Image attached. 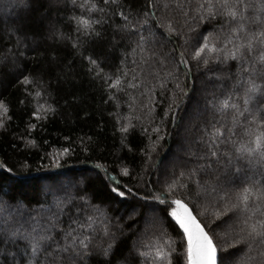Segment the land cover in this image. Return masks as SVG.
<instances>
[{
	"label": "trees",
	"instance_id": "16d2710c",
	"mask_svg": "<svg viewBox=\"0 0 264 264\" xmlns=\"http://www.w3.org/2000/svg\"><path fill=\"white\" fill-rule=\"evenodd\" d=\"M206 2L152 0L154 6L149 7V0H108L107 4L105 0H88L85 8H80L84 0H76L75 5L71 0H0V100L9 109L6 117H0L5 121L0 127V220L21 216L25 220L43 219L56 213V231L60 233L56 239L60 244L69 232L78 239L91 237L89 252L94 253L115 238L118 250L125 255L135 251L132 254L139 264H152L151 257L136 253L147 251L146 245L164 246L171 253L173 264H187L185 237L168 214L175 206L171 201L180 199L212 237L218 255L219 249L226 248L231 264H264V244L258 239L236 243L244 235V214L235 212L215 218L225 204L220 197L234 193L244 176L234 183H225L223 171L215 164L212 169L203 167L206 127L217 121L231 127L234 114L232 109L216 113L207 105L230 92L241 105L243 100L239 61L221 63L209 56V64L204 65L202 60L192 59L197 38L202 42L203 34L212 32L211 42L218 47L226 38L235 41L229 25L220 17L207 23L199 19L196 9ZM247 2L252 7L245 10L246 31L264 28L253 22L258 15L264 18L256 7L259 0ZM92 4L103 11H89ZM81 15L102 21L94 25L98 37L86 38L76 31L72 17ZM145 19L147 24L142 23ZM169 22L176 29L171 35L159 27ZM141 35L145 37L143 44L139 43ZM77 43L80 46L74 47ZM225 47L231 49L232 44ZM180 53L188 60L187 66L179 63ZM89 57L101 62L100 77L93 74L95 69L90 70ZM125 72L123 91L107 88L105 76L111 82ZM212 72L219 77H211ZM24 76L30 77L29 84L22 82ZM199 80H203L202 87ZM128 82L136 87H127ZM37 91L41 96L35 95ZM173 98L176 104L169 110ZM191 101L204 109L194 117L191 130L185 135L177 127ZM37 104L45 109L51 106L55 111L45 115L41 110L44 118L38 120L32 116ZM30 124L36 127L30 128ZM125 125H129L128 131L121 132ZM234 132L233 140L248 139L242 118ZM177 137L185 140L186 152L184 145H176ZM175 146L184 151L186 158L163 171L158 169L161 157ZM63 148L69 149L68 154L57 157L55 154ZM238 166L259 186L264 164L242 158ZM124 168L128 169L126 175ZM80 172L83 176L79 178H84L82 187L73 186L77 195L72 209L67 210L55 198L70 196L72 189L56 184L54 179ZM89 172L90 176L84 175ZM112 188H119L125 195L120 197ZM43 190L47 192L43 194ZM155 196L168 203L151 199ZM137 206L136 215L120 225L109 218ZM148 207H155L163 221L144 229L140 222ZM60 208L63 215H59ZM73 208L83 212L77 214ZM256 219H260L259 214L252 217L253 221ZM222 224L225 230L221 229ZM103 227L107 234L99 233ZM71 236L64 241L70 242ZM167 242L172 245L170 250L166 249ZM23 243L5 245V251L19 255L16 264L31 259V248L25 252ZM3 244L0 243V252ZM65 257L66 264H82L72 257L71 251ZM0 264H13V260L3 259ZM84 264L96 261L85 256Z\"/></svg>",
	"mask_w": 264,
	"mask_h": 264
},
{
	"label": "snow or ice",
	"instance_id": "6c2138e0",
	"mask_svg": "<svg viewBox=\"0 0 264 264\" xmlns=\"http://www.w3.org/2000/svg\"><path fill=\"white\" fill-rule=\"evenodd\" d=\"M20 2L23 3L24 0H20ZM71 3L75 5L76 0H71ZM105 3L107 4L108 0H105ZM87 4L88 0H84V3L80 4L79 7L85 8ZM148 6H154L152 0H149ZM249 7H252V5L247 0H207L206 5L199 4L196 9L200 13L199 19L207 23L220 17L224 24L229 25L230 36H235V41L231 38H226L218 47L216 43L211 42L213 39L212 32L203 34L202 42H199V37L197 38L198 47H195L192 59L197 62L202 60L204 65L209 64V56H213L221 63H226L228 60L240 62L239 71L243 80L241 85L243 87L242 105L233 99L231 92L215 103L209 102L216 113H223L227 109H232L234 114L231 127H225L219 121L210 123L206 127L207 139L202 140L205 148L204 158L206 159V164L203 167L212 169L215 164L217 169L223 171L225 183H234L236 179H239L242 175L244 176V181L234 193L231 195L224 193L220 197L221 200L225 201V204L222 212H216L215 218L220 219L228 213L235 212L244 214L243 228L241 229L244 235H241L236 243L240 244L245 240L256 241L258 239L264 244V171L260 172L261 180L259 186H257L256 181L248 177L244 169L238 166L242 158L248 159L250 162L256 159L258 163L264 164V103H261L264 100V28L255 32L246 31L245 25L248 22V18L245 15V10ZM256 7L259 12L264 13V0H259ZM94 9L103 11V9H97V6L92 4L89 11ZM124 18L127 19L126 16ZM72 19L77 25L76 31L82 36L91 38L92 36L98 37L100 35L96 32L94 25L101 24V20H92L84 15L73 16ZM253 22H259V24L264 25V18L258 15ZM142 23L147 24V19L143 20ZM157 23L159 24V22ZM159 27L165 28L169 35L176 31L171 22L167 25L160 24ZM221 28H223V24ZM240 33H244V36H241ZM139 43H145L143 35L139 37ZM229 43L232 44L231 49L225 47ZM79 46V43L74 45V47ZM179 55V63L187 66L188 60L184 58V54L180 53ZM88 59L91 66L90 70L95 69L93 74L96 77H100L103 71L100 68L101 62L90 57ZM126 75L127 72L123 73V75H117L111 82H109L110 78L105 76L104 80L107 88L123 91L124 76ZM169 75H172V73L169 72ZM135 79L136 77L133 76V80ZM257 80L260 83H257ZM22 82L29 84L31 82L30 77L24 76ZM237 83L240 84L241 81H237ZM127 87L134 88L136 85L128 82ZM179 87L180 85L177 84V88ZM184 94L182 90L181 95ZM35 95L39 97L41 93L37 91ZM175 104L176 100L173 98V104L170 105L169 110H173ZM41 110H44L45 115L47 112L55 111L51 106L45 109L43 105L37 104L36 111L32 112V116L38 120L44 118L40 115ZM8 111L7 105L3 100H0V117H6ZM241 118L243 119V132L248 139L243 140L242 138L240 142H237L232 137L235 134L236 126L241 123ZM173 119L175 121V117ZM4 123V119H0V127H3ZM29 127L35 128L36 125L30 124ZM128 128L129 125H125L120 131L127 132ZM154 131L158 132L159 129H154ZM68 152V148H63L55 155L58 157L61 154L66 155ZM49 155L52 154L50 153ZM9 171L11 170L9 169ZM122 171L126 175L128 169L124 168ZM111 190L117 192L120 197L125 195V192L120 191L119 188H112ZM168 191H172L171 185H169ZM213 191H216V189L214 188ZM233 196L234 202H232ZM151 199L158 201L160 204L168 203V201L162 200L159 196L151 197ZM171 204L175 205V207H172L168 214L182 229L183 236L187 240V264H231V256L228 249H219L218 255L217 245L213 243L212 237L205 231L196 217L192 215L187 204L180 199L172 200ZM250 204H254L255 207H250ZM58 211L62 212L63 209L60 208ZM257 214H259L260 219L253 221L252 217ZM57 229H59V216L56 213H52L43 219L29 217L28 220H25L22 216L17 219L8 217L0 220V243L18 246L19 242H24L25 252L30 247L31 259H26L22 264H66L65 254L70 251L72 252V257L79 258L82 264H84L85 256L95 260L96 264H139L137 256L133 255L132 252L125 255L118 250L115 238L106 246L92 253L89 252L91 237L86 236L83 239H78L75 236H71V232H69L64 236V239L67 240L71 236L70 244L62 245L56 239L57 235L60 234L56 231ZM60 231L63 230L61 229ZM104 231L107 234L106 228ZM145 247L148 248L147 251L137 250L139 257H151L152 264H173L171 253L166 251L164 246L146 245ZM13 264H16L15 257H13Z\"/></svg>",
	"mask_w": 264,
	"mask_h": 264
},
{
	"label": "rangeland",
	"instance_id": "374dc122",
	"mask_svg": "<svg viewBox=\"0 0 264 264\" xmlns=\"http://www.w3.org/2000/svg\"><path fill=\"white\" fill-rule=\"evenodd\" d=\"M165 43V42H164ZM210 76L211 77H213V78H217V77H219V75H216L215 73H211L210 74ZM217 80V79H216ZM203 80H199L198 81V85L200 86V87H202L203 86ZM236 86H238V84H236ZM196 98V96H195V93H194V99ZM190 106H189V109H188V111L186 112V114L183 116V118L181 119V122H180V124L178 125V129H179V131L182 133V134H187V133H189V131L191 130V127H190V125H191V123H192V121H193V119H194V117L196 116V115H200L201 114V112H203V107H199V106H197V103H194L193 101H191L190 102V104H189ZM207 107L208 108H211V105L210 104H208L207 105ZM203 134V133H202ZM176 142H177V144L176 145H184V151H185V149H186V142H185V140H183L181 137H177L176 138ZM183 151V152H184ZM183 152L178 148V147H172V149H171V151L168 153H165L162 157H161V159L159 160V162H158V165H157V167H158V169H161L162 171L163 170H165V169H168L169 167L168 166H170L171 164H173L174 162H176L178 159H185L186 158V154H183ZM186 152V151H185ZM168 167V168H167ZM79 175H82L83 176V173L82 172H80V173H78V174H74V175H72V176H68V175H64V176H62V177H57L56 179H54V182L56 183V184H58V185H62V187H64V188H67V189H72L73 188V186H79L80 188L82 187V180L84 179H82V178H79ZM84 175H86V176H90L91 175V172H89V173H84ZM73 191L75 192L76 190H71V195L70 196H60V197H58V198H55V199H57V200H59V201H61L63 204V206L64 207H66V209L68 210V209H72V206H73V202L75 201V197L74 196H76L77 195V193L75 194V193H73ZM45 192H47L46 190L44 191L43 190V194L45 193ZM81 197V196H80ZM81 199V198H80ZM83 199V201H84V203H87V200H85V198H82ZM138 205V204H137ZM173 207H175V206H173ZM75 210V213H79V212H83L82 210L81 211H78V210H76V209H74L73 208V211ZM38 211H41V212H46V211H43L42 209H40V208H38ZM137 211H138V206L136 207V208H133L132 210H129L128 212H126V210H124L123 211V213H121V214H118L117 216H114V215H109V218H111V220H113V221H115L117 224H122L123 223V221H126V220H128V219H131V218H133L135 215H136V213H137ZM16 212H18V211H16ZM59 212V215H63L65 212L64 211H62V212H60V211H58ZM12 213V212H11ZM201 219H203L204 221H205V218L202 216V218ZM207 220V219H206ZM162 219H161V217L159 216V212H158V210H156V208L155 207H148L147 208V211L145 212V216H144V218L142 219V221L140 222L141 223V225H142V228H144V229H146V228H148V227H150L151 226V224H153V223H155V224H158V225H161V223H162ZM206 222V221H205ZM97 225V224H96ZM222 228V230H225V224H222V226H221ZM94 228H96V226L94 227ZM106 227H103L101 230H100V234H102V233H104L105 231H104V229H105ZM220 235V234H219ZM141 238H142V236H141ZM140 238V239H141ZM65 240V239H64ZM63 240V242H62V245L63 244H66L67 242H65V241H67V240H65L64 241ZM71 242V241H70ZM70 242H68V244H70ZM5 245L6 244H3V246H2V248H3V250L0 252V263L2 262V260L3 259H12L13 260V257H15V259H17L18 258V254H14L13 252H7V251H5L4 249H5ZM165 246H166V249L167 250H170L171 248H172V245L170 244V242H167L166 244H165ZM132 252H135V251H132ZM30 253H31V251L29 252V256H31L30 255ZM136 253H137V251H136ZM65 255H67V254H65ZM74 260V259H73ZM73 260L71 261V262H73ZM78 260H79V258H78Z\"/></svg>",
	"mask_w": 264,
	"mask_h": 264
},
{
	"label": "water",
	"instance_id": "95a60500",
	"mask_svg": "<svg viewBox=\"0 0 264 264\" xmlns=\"http://www.w3.org/2000/svg\"><path fill=\"white\" fill-rule=\"evenodd\" d=\"M173 219V218H172ZM174 220V219H173ZM175 221V220H174ZM182 230V229H181ZM183 232V231H182ZM185 240H186V237H185ZM186 244H187V240H186Z\"/></svg>",
	"mask_w": 264,
	"mask_h": 264
}]
</instances>
